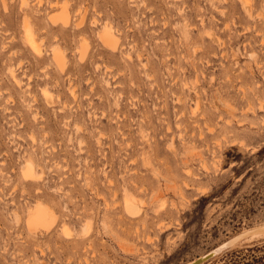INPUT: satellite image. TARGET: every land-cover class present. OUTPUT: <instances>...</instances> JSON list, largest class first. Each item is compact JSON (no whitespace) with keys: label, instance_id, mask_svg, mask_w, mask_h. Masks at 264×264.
I'll return each mask as SVG.
<instances>
[{"label":"rangeland","instance_id":"374dc122","mask_svg":"<svg viewBox=\"0 0 264 264\" xmlns=\"http://www.w3.org/2000/svg\"><path fill=\"white\" fill-rule=\"evenodd\" d=\"M237 235L203 264H264V0H0V264H188Z\"/></svg>","mask_w":264,"mask_h":264},{"label":"bare ground","instance_id":"6f19581e","mask_svg":"<svg viewBox=\"0 0 264 264\" xmlns=\"http://www.w3.org/2000/svg\"><path fill=\"white\" fill-rule=\"evenodd\" d=\"M244 4H246V0H243ZM202 23V22H201ZM184 29L182 30V34L184 35V37L186 39L187 38V35H188V32L187 30L185 29L186 27H183ZM208 33V32H207ZM25 35H26V40L28 42V44L31 46V48L36 52V53H39V49H38V45H35L36 42L33 38V35L31 33V31L26 28L25 30ZM209 37V35H207ZM183 37V38H184ZM184 38V39H185ZM185 39V40H186ZM102 42L107 45L109 48L113 49L115 48V46L117 45V41L116 39L114 38V36L112 35L111 33V29L108 27V26H105L104 28V33H103V36H102ZM220 46V45H219ZM83 49V48H82ZM195 51V50H194ZM193 51V53H194ZM53 55L55 57V59L58 61V62H61V56L59 55V53L57 52H53ZM139 57V56H138ZM251 57V56H249ZM252 58H253V54H252ZM208 64V63H207ZM145 73V72H144ZM150 78V77H149ZM175 80V79H174ZM186 84V83H185ZM184 86V85H183ZM191 92V91H190ZM193 92V91H192ZM173 94V93H172ZM190 94V93H189ZM177 97V102L180 103V101H178V96ZM198 98L197 95L195 94V101H194V106L195 108L198 106ZM182 99V98H181ZM191 99H194V97L192 96L190 98ZM182 103V102H181ZM164 107V106H163ZM165 108V107H164ZM198 108V107H197ZM196 108V109H197ZM184 111V110H183ZM182 113V112H181ZM197 126V125H196ZM205 126V125H204ZM198 128V126H197ZM209 129V128H208ZM120 132V131H119ZM181 135V134H179ZM33 137V136H32ZM123 137V136H122ZM200 137V135H199ZM34 142V139L32 140ZM29 158V157H27ZM30 159V158H29ZM28 160V159H27ZM25 162L24 164V167L22 168V176L25 178V179H32L35 177V169H34V164L33 162L30 160H28ZM146 160V158H145ZM144 161V159H143ZM147 161V160H146ZM144 161V162H146ZM146 164V163H144ZM144 166V165H143ZM132 183V182H131ZM110 184H111V181H110ZM133 184V188L134 190H138V191H141L142 188L146 189L145 187H143V183L141 182H134L132 183ZM116 191L114 192V195H115ZM123 209L125 211V213L131 217V218H134V217H137L138 214H139V207L138 205L135 203V200H134V196L132 194H125L124 195V199H123ZM28 213V219H27V224L28 225H33L34 227L33 228H37L38 229V225H41V226H44L46 228H49L52 224H53V218H51L50 214H49V211L46 207V205L42 204L40 201H38L36 204H35V207L33 209H29L27 211ZM15 219L18 220L19 217L17 215H15ZM40 227V226H39ZM257 232V231H256ZM254 235V234H253ZM241 238V235H237L235 237H232V239L230 238L229 240V247H232L235 243H237L238 241H240ZM190 264V263H188Z\"/></svg>","mask_w":264,"mask_h":264},{"label":"water","instance_id":"95a60500","mask_svg":"<svg viewBox=\"0 0 264 264\" xmlns=\"http://www.w3.org/2000/svg\"><path fill=\"white\" fill-rule=\"evenodd\" d=\"M232 239V238H231ZM229 240L224 241L222 244L218 245L208 253L204 254L201 257H198L197 259L190 262V264H203L205 262H208L209 260L213 259L214 257L224 253L227 251L229 247Z\"/></svg>","mask_w":264,"mask_h":264},{"label":"trees","instance_id":"16d2710c","mask_svg":"<svg viewBox=\"0 0 264 264\" xmlns=\"http://www.w3.org/2000/svg\"><path fill=\"white\" fill-rule=\"evenodd\" d=\"M249 252H250V249H249ZM251 257H252V261H253L254 263H258V262L261 263V261L264 260V256H263V257H259V258H256L255 256H251ZM245 264H249V263H245Z\"/></svg>","mask_w":264,"mask_h":264}]
</instances>
